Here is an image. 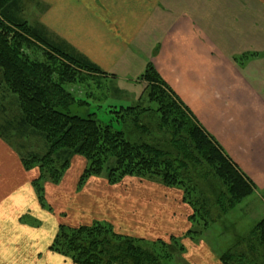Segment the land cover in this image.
Listing matches in <instances>:
<instances>
[{
  "label": "trees",
  "instance_id": "1",
  "mask_svg": "<svg viewBox=\"0 0 264 264\" xmlns=\"http://www.w3.org/2000/svg\"><path fill=\"white\" fill-rule=\"evenodd\" d=\"M31 0H0V138L18 143L25 171L37 170L31 184L41 206L43 181L59 186L74 157L86 166L78 181L91 178L116 185L126 177L146 179L181 194L190 210L189 228L169 240H148L117 232L107 221L60 224L50 251L73 264H165L185 248L179 240L201 241L257 187L148 62L138 78L146 83L148 106L114 112L122 130L95 114L83 118L71 108L89 106L67 86L111 81L99 66L39 24L25 18ZM256 53L234 59L242 65ZM41 57V58H39ZM29 138L44 142V152L26 151ZM199 228V229H198ZM222 264H264V219L223 253Z\"/></svg>",
  "mask_w": 264,
  "mask_h": 264
},
{
  "label": "crops",
  "instance_id": "2",
  "mask_svg": "<svg viewBox=\"0 0 264 264\" xmlns=\"http://www.w3.org/2000/svg\"><path fill=\"white\" fill-rule=\"evenodd\" d=\"M124 3H130L134 12L120 14L119 59L134 48L136 40L128 45L130 39L142 36L144 45L145 37L158 31L161 44L151 49V63L255 184L257 191L248 198L260 196L264 192V0H198L193 9L186 7L188 12L196 13L191 15L183 12V3L164 10L158 5L162 16L157 20L153 16L156 3ZM249 53L257 56L242 65L234 59ZM28 177L19 157L0 149V201L15 193L20 180L31 185ZM185 208L186 215L179 222L157 225L147 219L149 234L154 238L158 230L161 235L155 239L164 240L184 234L190 215ZM140 212L137 218L144 217V211ZM155 219L160 222V217L155 215ZM16 222L17 227L0 220V264H73L50 251L60 225L58 219L47 236L43 230H47L48 223L36 233L31 232L34 227ZM213 242L216 247L204 239L197 243L187 240L188 259L196 264H222L217 250L221 242Z\"/></svg>",
  "mask_w": 264,
  "mask_h": 264
},
{
  "label": "rangeland",
  "instance_id": "3",
  "mask_svg": "<svg viewBox=\"0 0 264 264\" xmlns=\"http://www.w3.org/2000/svg\"><path fill=\"white\" fill-rule=\"evenodd\" d=\"M125 1L127 0H31L24 12L26 20L31 25L44 26L52 38L61 39L79 53L87 54L89 60L96 61L112 78L111 81L104 80L100 85L89 82L67 88L81 101L89 103V106H73L71 108L73 115L86 118L90 114H95V118L101 123L109 124L116 130H122V125L119 124L113 111L136 104L149 105L145 94L146 83L139 81L138 78L145 72L148 62H151L150 52L153 46L157 49L159 43L161 44L160 34H156L159 33L158 31L149 33V36L145 37L144 45L143 37L138 36L129 40L128 45L132 40H136V43H133L134 48L119 59V20L122 19L120 14L124 16L127 10L128 13L130 10L133 11L132 5L124 3ZM147 1L150 4L156 3L153 16L157 20L162 16L158 5L164 10V7H170L172 4L183 3V12L191 15L196 13L188 12L186 7L190 6L188 9H193L192 6L198 0ZM123 28L121 27L122 32L125 33ZM143 34L142 32L141 35ZM149 42L151 44H148ZM128 45H126L127 50ZM159 75L161 76L160 73ZM12 142L19 149L18 143L14 140L9 145L2 138H0V149L3 148L10 155L19 157ZM24 143L26 151L44 152L42 141L38 144L35 139L29 138V141ZM85 166L84 158L74 157L59 186L46 184L43 181L45 199L52 211L47 204L45 207L39 204L37 191L32 184L26 186L20 180L16 184L15 193L7 200L0 201V220L7 221L12 226H16V221L21 222L34 227L31 232L36 233L48 223L47 230H43L46 236L52 232L53 226L57 225V219L60 224L68 226L87 225L99 220L111 223L117 232L155 239L161 234L158 230L154 238L149 234L147 219L153 223L157 222V225H163L162 223L167 224L171 221H182L186 215L185 206L179 204L178 199L181 194L178 190L165 188L146 179L126 177L116 185H109L102 178H91L82 188H78V181ZM26 172L32 181L38 175L36 169ZM140 211H144V217L137 218V215L141 214ZM155 215L160 217L159 223ZM262 219H264V192L260 196L242 201L224 219L206 229L202 238L211 242L213 247H216L214 240L221 242V246L217 244L219 246L217 250L221 254L237 238L248 235ZM187 240L190 239L184 238L178 241L179 246L184 245V252L178 253L165 264H196L195 260L188 259V248L185 246Z\"/></svg>",
  "mask_w": 264,
  "mask_h": 264
}]
</instances>
